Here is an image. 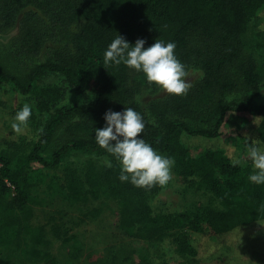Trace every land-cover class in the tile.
<instances>
[{
	"label": "trees",
	"instance_id": "trees-1",
	"mask_svg": "<svg viewBox=\"0 0 264 264\" xmlns=\"http://www.w3.org/2000/svg\"><path fill=\"white\" fill-rule=\"evenodd\" d=\"M32 2L38 10L25 11ZM263 13L264 0H0V34L19 26L18 54L38 58L50 40L62 42L23 73L0 56V87H11L26 97L23 106H31L28 124L35 133L31 139L23 136L0 148V255L8 252L30 263L60 264L45 249L50 242L44 226L32 223L35 206L42 204L36 188L45 185L52 197L70 205L117 200L123 235L151 243L172 237L177 250L195 263L201 260L203 246L219 244L256 225L259 235L240 237L245 248L239 250L240 257L222 259L225 264H241L246 253L251 255L246 264H264V256L257 255L264 251V184L248 179L254 171L246 159L248 142L244 137L241 163L235 167L234 158L217 142L229 114L244 113L257 119L250 137L264 148V103H256L264 85V27L257 46L261 61L242 43L251 21ZM117 35L130 46L144 39L145 48L156 39L174 42L178 60L187 72L197 66L199 79L186 95L151 103L152 119L136 97L143 88L155 85L123 64L103 63L104 52ZM49 75H61L75 91L92 90L93 96L81 103L61 104L62 88L44 84ZM240 90L239 99L229 97ZM128 107L143 117L141 138L159 154L174 158L181 180L210 191L221 208L156 213L151 198L164 187L137 188L118 179L119 162L94 137L95 130L105 126L109 109L123 112ZM197 143L204 148L195 151ZM77 153L105 157L112 167L91 161L80 171L66 165ZM62 167L61 178L49 172ZM98 212L93 209L88 214ZM53 232L64 234L58 227ZM65 241L71 244L70 258L82 261L84 245L79 237ZM82 264L152 263L142 253L111 245L91 251Z\"/></svg>",
	"mask_w": 264,
	"mask_h": 264
},
{
	"label": "rangeland",
	"instance_id": "rangeland-1",
	"mask_svg": "<svg viewBox=\"0 0 264 264\" xmlns=\"http://www.w3.org/2000/svg\"><path fill=\"white\" fill-rule=\"evenodd\" d=\"M38 10L36 4L29 3L25 11ZM264 27V13L260 17H256L251 21L248 31L242 37V43L246 51L254 54L261 61L262 53L258 49L260 41L259 32ZM19 26H16L4 33L0 34V56L5 62L14 63L18 66L19 73L26 69H30L34 62L42 61L46 58L53 47L60 46L59 38L50 40L45 46L43 55L38 58H29L18 54L16 48V39L19 36ZM59 41V42H58ZM61 42V43H60ZM47 50V51H46ZM200 72L197 66H193L188 71L186 79L192 84L199 79ZM44 84L58 85L63 90V100L61 104L81 103L93 96V91L79 93L69 87L65 79L61 75H49L44 80ZM242 91L229 95L232 99H239ZM170 95L160 91L156 86L143 88L137 95L136 101L139 102L147 112L151 114L150 105L155 101H163ZM25 96L15 93L11 87H0V148L7 146L12 141H18L21 137L27 136L29 139L35 137L32 127L28 124L23 133L17 135L11 128L14 116L17 111L21 110L25 101ZM256 103H264V85L262 95L257 99ZM257 119L249 114L231 113L227 117L222 127L223 137L217 142L225 147L233 158H241V149L244 144L243 138L245 134L251 136V128L255 126ZM196 144V143H195ZM204 147L197 143L195 151H200ZM166 156L165 154H162ZM105 157H97L87 153H77L73 155L66 165L79 169L80 171L88 164L95 162L98 165H105ZM109 161V159H107ZM51 175L62 177L63 167L58 170L49 171ZM36 193L42 200V204L35 206L34 217L32 223L35 226H44L50 244L45 247L59 261L60 264H82L88 254L96 250H104L111 245H119L125 247L129 251H137L147 256L152 264H225L226 260L222 259L224 255L228 258L238 259L240 257L239 250L241 247L240 237L242 235L257 236L258 229L256 225L243 229L241 234L234 233L215 242L203 246L200 250L201 260L198 263L192 261L187 255L180 253L173 243V238L169 237L162 243H151L148 241L131 238L122 234L118 226V217L120 207L117 200L109 198H101L98 200H90L87 204L70 205L68 202L58 197H52L45 185L36 188ZM151 204L156 213H178L198 206H211L212 208H221L220 201L214 195L206 190L191 186L189 183L181 180L175 169V163L172 168V179L157 195L152 196ZM98 209L97 215L88 214L90 210ZM53 227L61 228L63 233L57 236L53 232ZM247 234H246V233ZM208 236L211 235L209 229L206 230ZM77 236L84 245L82 261H73L70 258L71 244L65 241V237ZM239 244V245H238ZM43 248V247H42ZM44 249V248H43ZM258 256H264V251L260 250ZM250 254L245 253V260L241 264H246L250 258ZM92 257V256H91ZM242 258V257H241ZM206 259V260H203ZM140 259L136 256V263ZM228 262V260H227ZM0 264H35L21 260L19 257H10L8 252L0 255ZM40 264H45L40 263Z\"/></svg>",
	"mask_w": 264,
	"mask_h": 264
},
{
	"label": "clouds",
	"instance_id": "clouds-1",
	"mask_svg": "<svg viewBox=\"0 0 264 264\" xmlns=\"http://www.w3.org/2000/svg\"><path fill=\"white\" fill-rule=\"evenodd\" d=\"M145 43L144 39H137L134 46H130L124 37L117 35L104 52V65L123 64L143 73L149 85H155L170 96L186 95L193 85L186 79L188 72L185 65L175 55L176 44L156 39L145 48ZM31 115L32 109L27 103L16 112L11 128L17 135L27 128ZM104 120L105 126L95 130L94 138L100 148L119 162L118 179L130 182L137 188L165 187L172 179L175 161L174 158L159 154L141 138L145 128L141 114L131 107L125 108L123 112L109 109ZM245 138L248 142L246 159L251 161L254 170L248 179L257 185L264 184V148L248 134H245ZM105 163L109 168L112 167L107 159ZM240 163L239 158L232 160L233 167Z\"/></svg>",
	"mask_w": 264,
	"mask_h": 264
}]
</instances>
